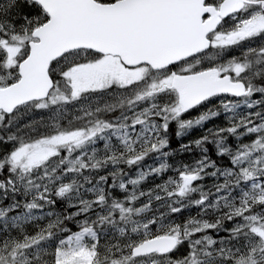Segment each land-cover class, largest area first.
Masks as SVG:
<instances>
[{"label": "snow or ice", "instance_id": "snow-or-ice-1", "mask_svg": "<svg viewBox=\"0 0 264 264\" xmlns=\"http://www.w3.org/2000/svg\"><path fill=\"white\" fill-rule=\"evenodd\" d=\"M188 9L0 0V264H264V0Z\"/></svg>", "mask_w": 264, "mask_h": 264}, {"label": "trees", "instance_id": "trees-1", "mask_svg": "<svg viewBox=\"0 0 264 264\" xmlns=\"http://www.w3.org/2000/svg\"><path fill=\"white\" fill-rule=\"evenodd\" d=\"M223 120V114H221L219 117L217 118H214V120H211V121H206L204 123V127H208V125L210 123H214V122H221ZM201 129L199 126H197L195 128V130H193L192 132H188L187 134H183L181 135L179 138L176 137L175 135V130L174 129H171V134L169 136V144H168V148H171V149H176L178 147L179 144H181L182 142L190 139V138H193L194 136L198 135L200 133ZM208 149H209V153L210 154H214V149L212 147V145H208L207 146ZM190 155H198V153H176L172 156H169V162H171L173 159H186L188 158ZM207 182V180L205 181ZM161 211H163V209H160Z\"/></svg>", "mask_w": 264, "mask_h": 264}, {"label": "water", "instance_id": "water-1", "mask_svg": "<svg viewBox=\"0 0 264 264\" xmlns=\"http://www.w3.org/2000/svg\"><path fill=\"white\" fill-rule=\"evenodd\" d=\"M184 3L189 6L188 10H181L178 14L179 17L183 20L184 16L187 14V11H190L191 6L197 3V0H184Z\"/></svg>", "mask_w": 264, "mask_h": 264}, {"label": "rangeland", "instance_id": "rangeland-1", "mask_svg": "<svg viewBox=\"0 0 264 264\" xmlns=\"http://www.w3.org/2000/svg\"><path fill=\"white\" fill-rule=\"evenodd\" d=\"M192 115H196V112H193ZM68 118H69V119L71 118L70 115H69ZM196 127H197V126H193V127H191V128H188V129L184 132V134H187L188 132H192L193 130H195ZM170 128H171V129H174V130L176 131V125H175L174 123L170 126ZM100 143H102V142H100ZM81 182H82V181H81ZM111 234H112V233H111V230H110L109 233H108V235H111Z\"/></svg>", "mask_w": 264, "mask_h": 264}]
</instances>
